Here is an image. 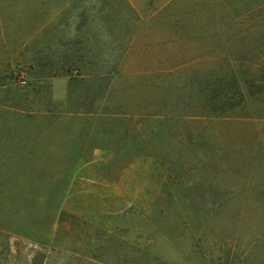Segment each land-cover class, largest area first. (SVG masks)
I'll return each instance as SVG.
<instances>
[{"label":"trees","instance_id":"trees-1","mask_svg":"<svg viewBox=\"0 0 264 264\" xmlns=\"http://www.w3.org/2000/svg\"><path fill=\"white\" fill-rule=\"evenodd\" d=\"M174 2L63 0L64 6H42L48 22L34 35L56 34V49L30 56L24 40L11 62H0V81L10 76L2 84L8 103H0L1 112L42 120L48 158L60 163L44 171L51 193L34 196L44 210L63 218L71 194L66 183L97 160L126 171L150 165L154 185L141 188L147 195L142 200L157 232L170 242L171 215L187 210L179 208V186L190 175L204 174L195 192L221 191L223 203L209 216L231 208L224 194L232 188L217 189V182L234 164L221 159L209 126L220 119L264 121V6L191 10ZM3 15L0 25L8 23ZM59 78L67 79V93L57 99L52 81ZM21 209V221L0 232L20 233L33 212ZM14 211L11 206L8 213Z\"/></svg>","mask_w":264,"mask_h":264},{"label":"rangeland","instance_id":"rangeland-1","mask_svg":"<svg viewBox=\"0 0 264 264\" xmlns=\"http://www.w3.org/2000/svg\"><path fill=\"white\" fill-rule=\"evenodd\" d=\"M11 1L17 7L9 9ZM133 1L152 6L167 0ZM244 3L264 6V0H175L174 5L194 10ZM63 4V0H0L1 21H8L0 25V62H11L24 40L30 56L47 54L48 48L55 50L51 42L56 34L47 32L38 38L34 34L48 22L45 8ZM35 14L37 19L32 18ZM4 45L12 54L5 53ZM27 67L18 69L29 72ZM9 78L0 81L3 104L8 100L2 84L9 83ZM67 82L61 78L52 81L57 99L66 95ZM2 107L0 104V200L14 197L19 201H0V231L21 221L22 207L33 212L27 223L22 219L20 233L14 229L0 232V264H264V121L220 119L209 126L221 159L229 158L234 164L233 170L221 172L217 182V189L232 188L224 194L231 208L209 216L222 199L221 191L195 192L199 176L204 174L190 175L179 186V208L187 210H174L171 215L174 237L170 242L157 232L142 200L147 195L143 196L141 188L154 185L150 165L126 171L119 164L97 160L66 183L71 194L62 207L66 210L63 218L40 207L34 196H47L52 188L45 183L44 171L54 170L60 163L48 158L42 120L11 117L1 112ZM11 206L12 215L8 213Z\"/></svg>","mask_w":264,"mask_h":264}]
</instances>
